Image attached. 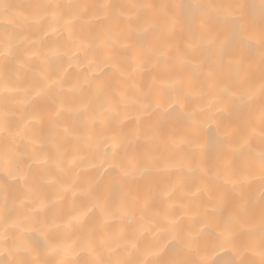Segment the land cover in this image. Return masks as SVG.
<instances>
[{
	"label": "bare ground",
	"instance_id": "bare-ground-1",
	"mask_svg": "<svg viewBox=\"0 0 264 264\" xmlns=\"http://www.w3.org/2000/svg\"><path fill=\"white\" fill-rule=\"evenodd\" d=\"M264 0H0V264H264Z\"/></svg>",
	"mask_w": 264,
	"mask_h": 264
},
{
	"label": "snow or ice",
	"instance_id": "snow-or-ice-1",
	"mask_svg": "<svg viewBox=\"0 0 264 264\" xmlns=\"http://www.w3.org/2000/svg\"><path fill=\"white\" fill-rule=\"evenodd\" d=\"M260 161H261L262 168H264V152H261L260 154Z\"/></svg>",
	"mask_w": 264,
	"mask_h": 264
}]
</instances>
